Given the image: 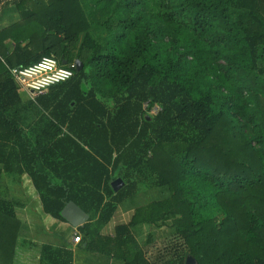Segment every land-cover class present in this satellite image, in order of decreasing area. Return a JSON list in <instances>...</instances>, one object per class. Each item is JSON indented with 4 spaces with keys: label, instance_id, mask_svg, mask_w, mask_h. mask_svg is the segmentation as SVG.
<instances>
[{
    "label": "trees",
    "instance_id": "trees-1",
    "mask_svg": "<svg viewBox=\"0 0 264 264\" xmlns=\"http://www.w3.org/2000/svg\"><path fill=\"white\" fill-rule=\"evenodd\" d=\"M1 6L20 20L0 28V182L27 174L62 221L73 201L89 215L76 228L82 248L122 264H264V0ZM43 56L83 67L22 102L10 68ZM154 189L169 194L101 233L119 204ZM0 213L14 216L9 199ZM143 224L160 231L147 235L151 254L132 232ZM21 246L23 264H73L68 244Z\"/></svg>",
    "mask_w": 264,
    "mask_h": 264
},
{
    "label": "crops",
    "instance_id": "crops-1",
    "mask_svg": "<svg viewBox=\"0 0 264 264\" xmlns=\"http://www.w3.org/2000/svg\"><path fill=\"white\" fill-rule=\"evenodd\" d=\"M19 20L20 15L15 6L0 7V28ZM18 94L22 102L30 99L29 93L25 90L18 89ZM38 114L39 111H37L36 117ZM35 119H31V123H34ZM53 180L56 183L59 182L57 179ZM146 192L148 190L139 192L140 195L136 200L133 199L135 195L119 204L111 219L101 228V233L103 235H114L116 225L129 222L135 207L146 203L144 199H151L146 198L148 196ZM0 198L9 199L14 212L13 217L0 213V264L25 263L24 249L21 246L24 239L46 243L53 247H62L68 244L73 252V264H122L119 260L101 254L92 253L97 255H88L91 252L84 250L80 242L74 243L72 241L74 236L70 234L72 232L76 233L77 227L74 228L66 221L53 218L43 212L39 196L27 174L19 176L4 172L3 181L0 182ZM139 226L134 227L132 232L142 246L145 245L149 233L160 236V231L149 225ZM60 229L67 231L65 237L58 234ZM143 229L148 230L142 233ZM17 240H20L21 245L17 243ZM145 246L149 250L148 253L151 254L152 249L149 245ZM14 251H16L15 254ZM35 253L38 254L37 251ZM30 254H33V252L31 251Z\"/></svg>",
    "mask_w": 264,
    "mask_h": 264
},
{
    "label": "built area",
    "instance_id": "built-area-1",
    "mask_svg": "<svg viewBox=\"0 0 264 264\" xmlns=\"http://www.w3.org/2000/svg\"><path fill=\"white\" fill-rule=\"evenodd\" d=\"M75 68V62L62 64L53 56H43L30 65L11 67L10 73L17 88L27 91L30 99H34L55 84L69 80L74 75ZM144 109L155 114L160 108L155 106L149 109L145 104ZM72 241L78 243L81 239L75 235Z\"/></svg>",
    "mask_w": 264,
    "mask_h": 264
},
{
    "label": "water",
    "instance_id": "water-1",
    "mask_svg": "<svg viewBox=\"0 0 264 264\" xmlns=\"http://www.w3.org/2000/svg\"><path fill=\"white\" fill-rule=\"evenodd\" d=\"M75 64L77 70H80L83 67V63L79 59H75ZM82 87L85 89L84 84ZM110 184L113 190L116 192L124 185V182L120 177H117L113 179ZM60 215L74 228L83 225L89 219V215L73 201H68L63 206L60 211ZM184 264H197V261L192 256L187 255Z\"/></svg>",
    "mask_w": 264,
    "mask_h": 264
},
{
    "label": "rangeland",
    "instance_id": "rangeland-1",
    "mask_svg": "<svg viewBox=\"0 0 264 264\" xmlns=\"http://www.w3.org/2000/svg\"><path fill=\"white\" fill-rule=\"evenodd\" d=\"M36 113H37V111L36 110H33L30 114H29V116H27L26 117V119H25V124H30L32 121H31V119L32 120H34V118H36ZM147 191V190H146ZM141 193V192H140ZM140 193H138L136 196H135V198L133 197V199H138V197H139V195H140ZM146 194L148 195L146 198H151V199H153V198H161V197H165L166 195H168L169 194V192L166 190V189H154V190H151V191H149L148 190V192H146ZM151 199H144V200H146L145 202H147V201H149V200H151ZM140 226H143V225H140ZM139 226V227H140ZM148 229H143L141 232L142 233H145L146 231H147ZM66 233H67V231H63L62 229H60L59 230V232H58V234L60 235V236H66ZM71 236H75V233L74 232H72L71 234H70ZM152 236H153V238L155 239V237L157 238V236L156 235H154V234H152ZM30 241H31V239H29ZM33 241V240H32ZM88 255H92V256H94V255H97V254H92V253H88ZM85 260V259H84Z\"/></svg>",
    "mask_w": 264,
    "mask_h": 264
}]
</instances>
